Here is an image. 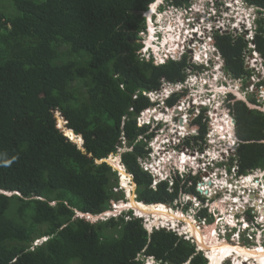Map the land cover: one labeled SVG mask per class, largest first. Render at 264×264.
Segmentation results:
<instances>
[{
	"label": "trees",
	"instance_id": "obj_1",
	"mask_svg": "<svg viewBox=\"0 0 264 264\" xmlns=\"http://www.w3.org/2000/svg\"><path fill=\"white\" fill-rule=\"evenodd\" d=\"M151 1L0 0V190L11 192H0V264H142L140 252L159 264H206L194 245L163 229L148 234L138 218L91 221L74 215L76 209L95 214L125 203L112 190L117 185L112 167L95 162L113 151L121 133L132 143L121 159L133 175L138 200L172 197L165 183L152 189L150 175L138 166L136 156L145 150L135 139L143 129L129 111L131 105L135 111L148 105L140 93L132 99L135 90L155 88L161 77L183 79L188 64L185 56L158 66L138 59L141 13ZM246 2L264 13V0ZM261 22L252 42L264 58ZM213 36L226 73L246 78L245 38L230 32ZM57 42L68 59L53 56ZM230 98L238 173L264 169V113ZM248 100L256 104L254 97ZM58 113L83 135L86 152L60 133ZM190 190L195 193L193 186ZM41 237L46 240L29 249Z\"/></svg>",
	"mask_w": 264,
	"mask_h": 264
},
{
	"label": "clouds",
	"instance_id": "obj_2",
	"mask_svg": "<svg viewBox=\"0 0 264 264\" xmlns=\"http://www.w3.org/2000/svg\"><path fill=\"white\" fill-rule=\"evenodd\" d=\"M179 1H181L180 4H176L174 0H152L148 3L146 10L141 13L144 19V27L137 32L138 59L140 61L148 62L158 66L163 65L170 60L181 61L185 56L188 64L186 67H184L185 76L183 79H176L171 81L164 77H161L159 79V85L157 87L149 90L137 89L132 93L133 100H135L140 93L148 101V105L141 109L135 111V108H133L132 105L129 109V111L134 112L132 120H134L135 125L139 127V129H143V131L138 133V136L136 137L135 141L142 140L144 142L145 154L143 156H136V162L142 171L147 172L150 175V185L158 186L159 183H165L167 188V186L174 187V185L181 181L182 186L187 185V182L190 180L193 182L194 178L196 179L200 173H203L200 163L206 161V157H208L213 161L212 166H209V168H216L215 170L220 172L216 174L217 180L224 179V184L226 186H223V188L224 190H227L228 188H230L229 186H232L230 185V173L234 174L233 177L235 180H237L238 178L240 179V177H249V175L252 174H256L257 176H259L263 169L255 168L251 171L246 172L247 175L245 173H238L237 161L234 159L236 155L238 139L235 134V120L229 110L227 103L231 99L230 97L232 96L234 99L236 93H239V91L233 85L225 83L224 81L219 82L221 74L219 73V71H217V68L222 67L224 69V60L220 51L216 47L213 36L214 33L218 31L221 32L219 29L215 28V23L216 20H223L225 25L222 30L234 28L236 26V24L234 23L236 21L235 16L237 14V11H241V19L238 18L237 22L245 25V30L248 29L249 32V36L237 33L242 35L248 42L247 50L244 53V65L246 69H252L256 68V63L260 64L262 74L258 77L259 80L255 82V85L257 88L259 86L264 88V84L262 83L264 81V58L257 51L254 50L255 45L252 42V37L254 36L257 28L260 25L258 22H261V19H263V22H261V24L264 26V13L257 6L247 3L246 0H237L236 2L235 0H233L230 3L225 0L226 2L224 5L223 0ZM155 3V8L152 9L151 5ZM219 3L221 7H219ZM231 7L232 12H235V15H231L230 17L229 13ZM161 14H163V17L160 23L157 21V15ZM191 18L192 20H188ZM196 23L203 25L205 29H207L204 32L203 40L207 43V46H209L208 51L204 50L205 52L199 53L197 50L199 40H197L193 36V33H195L196 35V32L191 31V29L189 28L195 25ZM207 23H211V28L206 27ZM166 27H173L174 29H177L174 30V35H177L176 43L172 47L169 46L168 40H164L166 35L164 29ZM169 32L172 31L170 30ZM208 62L212 64V66H209ZM246 66H248L249 68ZM215 69L217 79L214 81H209L208 77L210 73H212V71ZM249 75L246 78L243 77L240 81V84H244L243 90L245 89V85L248 84V82L252 81L249 80ZM194 80H196L197 83H194ZM211 83H213V86L211 85ZM214 83L216 84L214 85ZM219 83H221V86L226 87L224 93L217 90ZM205 88L209 90V92L207 93L204 92L206 94L205 96H209L212 92H214L215 98L210 97V102H208L206 106H200V103H197L195 102L196 100L192 99L193 96L190 95V92L191 89H196L199 92L197 93L198 95L201 93L203 94L202 91ZM187 90L188 93L185 95ZM187 95L190 96L188 100L189 103L184 105L185 108H182L180 101L184 96ZM251 95H253V97L255 98L256 104H252L248 100ZM173 97H175L176 99L172 104H170L169 100ZM239 99L244 100L248 106L255 107L264 113L263 98L261 100H257L255 94L252 93L245 94L242 96V98ZM177 107H181V111H179ZM223 108L224 111H221V109ZM170 110H177V112L171 116V120L168 117L160 115L161 112H165L164 115L167 116ZM212 112L214 113V115H216V113L220 114V116H218V119H216L217 116H212ZM58 120L65 123V126L68 129H72V132L75 134V136H79L80 140L78 141L72 139L71 136L68 135L60 126ZM217 120L221 122L220 126L225 123L226 124L225 127L221 126V131L224 130L223 134H217L214 138L218 139V137L222 135L221 137L228 138V148L232 146H234L235 148V150L231 151L228 155L225 154L229 157V160H226L223 157L219 159L220 156H211L214 150L210 151V153L202 149V147L204 148L202 144L203 142L211 145L213 139L212 137H210L212 129L209 128L210 135H207L208 125L209 127H211V123L214 125ZM183 121L186 122L184 126L181 125ZM55 123L60 133H62L68 141L76 145V147L81 151L86 152L84 147L83 135L80 132L74 131L72 127L68 126V120L63 114L58 113L56 115ZM177 123H180V125L176 126ZM202 125H205V127L203 128V137L198 138V136L201 134ZM122 126L123 122L121 124V127ZM197 140L198 142L196 146L195 143ZM118 148L120 150H118ZM131 149L132 143H127L126 138L121 133L118 138L115 149L109 152L106 157L95 159L96 163L105 162L112 167V170L116 173L117 180V185L113 188L118 187V189L121 190L122 200L125 202L127 201L126 190L123 187L124 185H121L118 168L108 161V157L110 154H118L119 163L122 166V170H124L126 175L128 176L129 183L132 182V192L135 197L136 183L134 181L132 173L127 171L121 159L123 152L130 151ZM182 156H184V158L189 157L188 161H186V159L184 158L180 159V157ZM192 157L194 158L192 159ZM231 158H233L232 161H230ZM180 161H183V163H181ZM227 162L233 163V168L235 169V172L230 168H224L220 166ZM250 182L252 183V180H250ZM255 182H257V185H264V181H262L263 183L260 184L256 179L255 181H253V183ZM123 189L125 192V196L123 195ZM220 190L217 189L216 194ZM0 192L5 193L7 195L11 194L10 191L0 190ZM191 195L192 196L186 197L189 199V202L186 201L183 203V205L188 204L187 208L190 205L191 208H193V205L191 204L192 198H194L195 201L198 202V204L205 200V198L199 193H192ZM245 195H242V200L244 202L240 205L239 209L236 208L234 209V211L228 210L226 213H224L225 215H229V220H226L225 217H220L219 215H222L221 212L217 216L215 225L218 224L216 232L219 240H224L221 239L224 237L220 235H232V233L238 234L239 236H244L248 232L249 234L255 235L262 234V232L259 231L258 228L264 227V215H251L248 211H246V205H248V202L244 198ZM152 203L146 204L149 205ZM115 206L95 214L83 212L76 209L74 210V215L78 217H84L91 221L105 220L111 216L117 217L120 215H122L124 219H130L131 217L138 218L140 219L143 228L148 234L153 232L154 230L159 229H163L167 232L173 233L180 239L194 245L196 251L195 254L200 253L205 259L206 263L209 262V257L207 256L206 251L200 248L195 237L188 233L186 229L187 224H184L182 216H180L182 219L176 220L178 222L175 221L176 223L174 222V225L172 224L173 222L162 224L161 220L160 222L157 221L154 223L153 219L147 220L144 216L136 214L134 209L131 207L120 209L118 212ZM195 208V215L201 210H207V206H200ZM182 211V215L185 216L186 211ZM217 211V209H214L211 214H216ZM113 212H117V214L113 215ZM190 216L191 215L188 213L187 217L189 218ZM209 216L210 215L208 214V217ZM222 220H224V222H222ZM246 220L251 223V227L247 226ZM197 228H200V226H197ZM248 228L250 229L247 230ZM185 233L187 236H189V238H192V241H189L188 239L184 238ZM39 240H46V237L35 239L34 241H36V243H34L33 241L30 246L34 247L35 245L40 244L41 241L38 242ZM238 258L239 261L242 260V258ZM138 259L142 261V264H159V261L153 255L146 254L144 252H140L138 254ZM190 259L191 257L189 258V260ZM234 259L238 260L237 258ZM248 261L249 260H246V262Z\"/></svg>",
	"mask_w": 264,
	"mask_h": 264
},
{
	"label": "bare ground",
	"instance_id": "obj_3",
	"mask_svg": "<svg viewBox=\"0 0 264 264\" xmlns=\"http://www.w3.org/2000/svg\"><path fill=\"white\" fill-rule=\"evenodd\" d=\"M155 5H156V3L152 4L151 8L154 9ZM162 17H163V14L157 15V21L158 22L160 21V23H161ZM170 30L172 32H169ZM174 30H177V29H174L173 27H166L164 29V31L166 33L165 36H171V40L168 41L170 47L175 45L176 39H177V35H174ZM193 36L196 37V35H194V33H193ZM196 39L199 40V44L197 45L198 46L197 50L199 53L205 52L204 50H206V51L209 50V48H208L209 46H207V43L203 40V37L199 38V35H198V37ZM209 77H211V76H209ZM216 79H217V74L215 72V74L211 77V79L209 78V81H214ZM194 83H197L196 80H194ZM211 85L213 86V83H211ZM177 108L179 109V111H181V107H177ZM172 111L174 113L171 114L169 112V114L167 116L164 115L165 112H161L160 115H162L164 117H168L171 120L172 119L171 116L174 115L177 112V110H172ZM180 114H181V112H180ZM216 115H218V114H216ZM213 117H215V116H213ZM216 119H218V117ZM185 123L186 122L183 121V123L181 125L184 126ZM218 123H219V126H217V127L214 126V128H213L214 131L217 128L220 129L221 126L225 127V124H226L225 123V124L220 126L221 122L218 121ZM179 125H180V123L176 124V126H179ZM212 142H213V140H212ZM156 148H157V146H156ZM212 154L215 157L223 156V158H225L226 160H229V157L226 156L223 151L219 153L218 151L214 150ZM226 154L228 155V153H226ZM181 158H184V156L180 157V159ZM184 159H186V161H188L187 159H189V157H186ZM108 161L118 168L121 185H124L123 187L125 188L126 195H127V201L123 204V206L121 208H118L116 210L131 207L134 209L136 214L144 216L147 220L153 219L154 223L157 221L160 222V220H161L162 224L172 223V222L174 223L176 220L182 219L180 217V216H182L181 214L176 215L173 212V210L171 209V207H169L168 205H165L161 202L158 203L159 205L156 203H152V204L147 205L143 201H139L136 198L134 199V195L132 192L133 186L130 185L129 178L126 175L125 171L122 170V166L119 163L118 154H110L108 157ZM180 162L183 163V161H180ZM205 181L206 182L204 184H206V185H203V187H202L203 189L204 188L207 189L211 186V185H207V184H212V182H210L209 179H206ZM213 183H215V185H213V186L219 190L223 189V186H226L224 184V179H219L217 181L214 180ZM249 184H250V181H249V183L246 181V183L244 185H249ZM252 186H254V185H252ZM229 187L232 189V191H230V189H229V191H230L229 194L220 198V200L218 199L219 201L217 202V207L221 206L220 207L221 209H223L222 207H225L223 204H225V203L227 204V202H230L235 207H238L239 203H240L239 204V206H240L244 202L242 200L243 192L240 190H237L238 192L234 191L233 189H236L234 186H229ZM239 188H242V187H239ZM257 196H258V194H257ZM210 197H212L211 194H210ZM246 197H247V199H250V200L253 199L254 200L253 203L255 205H256V203H258V200H255L254 195L252 193L246 194L244 196V198H246ZM236 202H238V203L236 204ZM220 203H222V205H220ZM232 207L233 206H231V209H232ZM259 207L264 208V206H262L261 204L259 205ZM227 217H228V219L230 218L229 215H227ZM186 219L187 220L184 221L186 224H188V225H186V227H187L186 229L188 230V232L192 236L195 237V239L198 242L199 247L204 249L206 251L207 256L209 257V260H208L209 262L206 264H221L224 259H227L226 262H228L229 264H264V251H262V249H264V247H258V248H255V250L248 251L244 247H240L239 245L235 246V244H233V245L227 244L226 241H224V240L218 241L216 239V232L214 229L215 227H213V225H211V226L207 225L206 227H203L204 229L202 231H200L199 228H195V225L191 224L189 222V219L187 217H186ZM164 221L166 223H164ZM238 257L242 258L241 261H243V262L239 261ZM234 258H237L238 260H236ZM246 260H249V261L246 262Z\"/></svg>",
	"mask_w": 264,
	"mask_h": 264
},
{
	"label": "rangeland",
	"instance_id": "obj_4",
	"mask_svg": "<svg viewBox=\"0 0 264 264\" xmlns=\"http://www.w3.org/2000/svg\"><path fill=\"white\" fill-rule=\"evenodd\" d=\"M221 1V0H220ZM224 2H223V5L225 4V0H223ZM231 1H233V0H227V2H231ZM237 0H235V2H236ZM219 7H221V5H220V3H219ZM230 9V8H229ZM232 7H231V10H230V13H229V16L231 17V15H235V12H232ZM241 11L239 10V11H237V14H236V21H235V24H236V26L234 27V28H231V29H225V30H222V29H220V31L221 32H219L218 31V33H224V32H230L232 35H236L237 33H241V34H245L246 36H249V32H248V29L247 30H245V25H243L242 23H238L237 22V19L238 18H240L241 19ZM222 15H224V14H222ZM239 16V17H238ZM160 22V21H159ZM238 24H237V23ZM202 33H200L199 34V38H202L203 36L201 35ZM194 35H195V33H194ZM198 37V35H196V37H194V38H197ZM164 40H168V41H170L171 40V36H165V39ZM53 51H54V57L56 56V57H59L60 58V61L61 60H66V59H68L69 57H68V51L66 50V48H65V46L63 45V44H61V43H59V42H57V43H55V44H53ZM63 57V58H62ZM219 60V59H218ZM220 61V60H219ZM191 62V61H190ZM216 62V61H215ZM134 62L132 61V66L134 65L133 64ZM213 63V62H212ZM208 64H209V66H212V64H210L209 62H208ZM215 64V63H214ZM246 67H248V66H246ZM255 67L256 68H252V69H250L249 67V70H250V75H249V80H253V78L256 80L261 74H262V70H261V66H260V64L259 63H256V65H255ZM217 71H219V73L221 74V77H220V79H219V82H225V83H228V84H230V85H233V86H235L237 89H238V91H239V93H236V96H235V98L234 99H239V98H242V96L243 95H245L246 94V92L243 90V86H244V84L242 83V84H240V81H241V79L242 78H234V77H230V75L229 74H227L226 73V71L221 67V68H217ZM215 72H216V69L215 70H213L212 71V73H210V75L209 76H213L214 74H215ZM211 77H209L210 79H211ZM253 77V78H252ZM73 82H75V86L77 87V85H76V79H74V81ZM214 84H216V83H214ZM221 85V83H219L218 84V86H220ZM70 86V85H69ZM189 90V89H188ZM188 90L186 91V93H185V95L188 93ZM215 90V89H214ZM203 92V91H202ZM77 94H78V97L81 99V97H80V95L79 94H82L81 92H76ZM75 93V94H76ZM72 94V93H71ZM70 94V96H69V98L72 96ZM199 95H201V96H205L206 94L203 92V94L201 93V94H199ZM187 96H189V95H187ZM195 97H197V93H196V96ZM250 97H253V95H251ZM77 98V97H76ZM78 99V98H77ZM79 100V99H78ZM197 100V99H196ZM221 111H224V108L223 109H221ZM170 113L172 114V113H174L172 110H170ZM217 114V113H216ZM219 115V114H218ZM218 115H214V113H212V116H217L218 117ZM220 116V115H219ZM222 116V115H221ZM211 127H209V125H208V133H207V135H210V130H209V128H211L212 129V132H211V136L210 137H212L213 139L212 140H214L212 143H211V145H209V146H207V148H205L204 147V151H208V152H210V151H213V150H215V149H218V150H225V147H228L229 146V143L227 142V139L228 138H225V137H221V136H219L218 137V139L217 138H214V137H216V135L217 134H223V132H224V130L223 131H221L222 130V127L220 128V129H216L215 131H214V126H219V123H218V120H217V122L213 125L212 123H211V125H210ZM218 130V131H217ZM116 144H117V142H116ZM116 144H115V146L114 147H116ZM115 149V148H114ZM113 149V150H114ZM118 150H120L119 148H118ZM215 151H217V150H215ZM216 153V152H215ZM211 156H213V157H215L213 154H211ZM219 159H221V157L219 158ZM188 160V159H187ZM224 161H226V160H224ZM112 164V163H111ZM218 173H220L219 171L217 172V174ZM196 175H198V174H196ZM251 179H247V180H245V182H244V184L246 183V181L249 183V181H250ZM191 183H192V181L190 180V181H188L187 182V185H191ZM243 184V185H244ZM130 185L131 186H133L132 185V182H130ZM177 185L178 186H181L182 185V181L181 182H179V183H177ZM243 185H239V184H237V182H236V185H234V187L236 188V189H233L234 191H237V190H240V191H242L241 189H243V190H245L244 188H243ZM152 189H156V187H157V185H149ZM242 187V188H239V187ZM120 188V187H119ZM249 188V187H248ZM165 189L167 190V192H169L171 195H172V197H165L163 200L162 199H160L159 201H157L158 203L159 202H161V203H163V204H167V205H170V207H171V209L173 210V212L176 214V215H182V210H185L186 211V213H185V216L187 217V214L189 213L191 216H193L194 215V212H196V208L195 207H200V206H207V212L208 213H210L211 214V212H213L214 211V208H215V205L214 204H216L215 202H213V203H210V199H209V197L207 196V195H203L204 196V198H205V196H206V198H205V200L204 201H202V202H200L199 204H198V202H196L195 201V199L194 198H192V203H191V201H190V203L193 205V208H191V205L187 208V205L188 204H186V205H183V203L184 202H186V201H188L189 202V199H187L186 197H187V195H185L184 193L183 194H180L179 192H176L175 191V189H173V187H169L168 189H169V191H168V189L165 187ZM255 189V188H254ZM113 191L115 192V193H117V194H119V195H122V192H121V190L120 189H118V187H116V188H113ZM230 191H232L231 189H230ZM238 192V191H237ZM179 194L178 196H177V198H176V194ZM256 193H258L259 195H260V197H261V191L260 192H256ZM132 194V193H131ZM130 194V195H131ZM123 195L125 196V192H124V189H123ZM212 196H213V194H211ZM217 195H218V198H219V200H220V198H222V197H224V195H225V190H224V188L223 189H221L220 191H218L217 192ZM254 195V198H256L257 197V195L256 194H253ZM190 196H192V195H190ZM226 196V195H225ZM260 197H258V198H260ZM138 199L139 197H138V195H137V193L135 192V197H134V199ZM187 200H186V199ZM245 199H247V197L245 198ZM219 200H217V202L219 201ZM178 201V202H177ZM252 201H254L253 199H252ZM158 203H156V204H158ZM238 202H236V204H237ZM117 204V203H116ZM240 204V203H239ZM239 204H238V206H239ZM257 204V203H256ZM159 205V204H158ZM183 205V206H182ZM196 205H198V206H196ZM220 205H222V203H220ZM225 207H222L223 209H221L220 207L221 206H218V207H216V209L219 211V212H221L222 214H224L225 212H227L228 210H232V211H234V209H236L237 207H235L234 205H232L230 202H228L227 204L225 203V204H223ZM231 206H233L232 207V209H230L231 208ZM260 209H263V208H261V207H259ZM176 210V211H175ZM188 211V212H187ZM118 212H119V210H118ZM115 214H117V212H113V215H115ZM212 217V216H211ZM224 217H225V219H226V217H227V215H225L224 214ZM191 218V217H190ZM176 222H178V221H176ZM175 222V223H176ZM222 222H224V220H222ZM164 223H166L165 221H164ZM218 223H220V222H218ZM173 225H174V223H172ZM185 224V223H184ZM196 225H199L198 224V222L196 223ZM211 225H213V227H216V226H218V224L215 226V222L214 223H212V224H210V225H208V226H211ZM207 226V224L206 225H204V226H200V228H199V230L200 231H202L204 228L203 227H206ZM195 228H197V227H195ZM215 229V228H214ZM188 231V230H187ZM189 233V232H188ZM257 235V234H256ZM38 242H40V240L38 241ZM34 243H36V241H34ZM247 247V246H246ZM254 248H258V247H261V246H259V244H257V245H254L253 246ZM253 247H248V248H253ZM34 247L32 246H30L29 245V249H33ZM244 248H245V246H244ZM246 249V248H245ZM195 257V261L196 262H200V257L197 255V256H194ZM193 257V258H194ZM227 261V259H224L223 261H222V263L221 264H228V262H226Z\"/></svg>",
	"mask_w": 264,
	"mask_h": 264
},
{
	"label": "flooded vegetation",
	"instance_id": "obj_5",
	"mask_svg": "<svg viewBox=\"0 0 264 264\" xmlns=\"http://www.w3.org/2000/svg\"><path fill=\"white\" fill-rule=\"evenodd\" d=\"M197 142H198V140L195 143L196 146H197ZM202 144H203V146L205 148H207V146H209V144H206L205 142H203ZM202 149L204 150L203 147H202ZM216 150L219 151V152H222V150H218V149H216ZM220 166L224 167V168H230V169L233 170V163H230V162L224 163L223 165H220ZM214 169H216V168L211 167V168H208V171H212ZM248 175H249V173H248ZM233 176H234V174L230 173V176H229L231 178L230 185H232V186L236 185V182L239 185H243L245 180H247V179H251L252 180V183L250 182L249 185H243V187L245 189V190L242 189L243 194L252 193V194H256L257 195L258 193H256V192H260L261 191V193H262L261 197L258 194V196L255 198V200H258V203L256 205L250 199H247V200L245 199V200L248 202V205H246V211H248L251 215H257V216L262 215L263 216L264 215V208L260 209L259 205L261 204L262 206H264V185H256L257 182L253 183V181H255L257 179V181L260 184L263 183L262 181H264V169L260 173L259 176H257L256 174H252V175H249V177H246L245 179H239L238 178L237 180H235ZM202 182H203V173H200L198 175V177L196 179H194L193 182L191 183V184H194V185H184V186H182V185L181 186L174 185L173 189H175V191L179 192L180 194L184 193L185 195L190 196L193 193V192H191L190 187L193 186V188L195 190V193H199L201 196L207 195L209 197V199H210V203H213L216 200L215 201L216 204H214L215 205L214 209H216V207H217V199H218V195L216 194L217 188H215L213 185H211L209 187V189H205V188L203 189L202 185H196V184L202 183ZM252 185H254V186H252ZM168 188L169 187L167 186V189ZM254 188H256V189L254 190ZM229 189L230 188L227 189L228 191L225 190V195L230 193ZM168 191H169V189H168ZM210 194H213V196L210 197ZM178 195L179 194L177 193L176 194V198H177ZM258 197H260V198H258ZM205 198H206V196H205ZM168 206L170 207V205H168ZM237 208L239 209L240 206H238ZM201 211L199 213H197L196 215L194 214L193 216H190L191 218L187 217L189 219V222L191 224H194L195 227L204 226L206 224L210 225V224L216 222L217 216L220 214V212H219L220 210L217 211L216 214H214V213L210 214V213L207 212V210H205L206 211V213H205L206 215H200ZM208 214L210 215L209 217H208ZM182 216H183L182 217L183 218V222L186 221L187 220L186 217L184 215H182ZM219 216L220 217H224L223 214L219 215ZM226 220H229L228 217H226ZM197 222H198L199 225H196ZM246 223H247V226H250V227L252 226L251 223L248 220H246ZM216 228H217V226L215 227V232H216ZM249 229L250 228H248L247 230H249ZM258 230L261 231L262 234L255 235V234H249V232H248L244 236H239L238 234H233V233H232V235H220V236L224 237V238H221V239H224L227 244H232V245L235 244V246L239 245L240 247H244L245 246L246 250L251 251V250H255V248L253 246L257 245V244H259V246H263L264 247V227H260V228H258ZM216 239L218 241H221V240L218 239L217 232H216ZM248 247H253V248H248Z\"/></svg>",
	"mask_w": 264,
	"mask_h": 264
},
{
	"label": "built area",
	"instance_id": "obj_6",
	"mask_svg": "<svg viewBox=\"0 0 264 264\" xmlns=\"http://www.w3.org/2000/svg\"><path fill=\"white\" fill-rule=\"evenodd\" d=\"M188 20H192V18L188 19ZM201 21H202V19H201ZM224 25H225V23L223 22V20H216L215 28L220 30V29H222L224 27ZM206 27L207 28H211V23H207ZM189 28L191 29V31L196 32V35H199L200 33H203L202 36L204 35L205 30H207V29H205V27L203 25H201L199 23H196L195 25H193L192 27H189ZM257 80H259V78H257L256 80L253 78V80L251 82H248V84L245 85L244 91L246 92V94H252V93L255 94L256 99L257 100H261L262 98L264 99V88L261 87V86H259L258 88L256 87L255 82ZM225 88L226 87L220 85V86L217 87V90L222 92V93H224L225 92ZM222 89H224V90H222ZM203 92L207 93V92H209V90H207L205 88V89H203ZM196 93H199V92L196 89H191L190 95L193 96L192 99H194V100L197 99L196 102L200 103L201 104L200 106H206V104L208 102H210V97L211 98H215L214 92H212L211 95L205 96V97H201L198 94H197V97H195ZM189 98H190V96H184L181 99L180 104L182 105V108H185L184 105L189 103V101H188ZM263 106H264V102H263ZM184 116H186V115H184ZM234 150H235V148H234V146H232L230 148L225 147V150H222V151L225 154L226 153L229 154L231 151H234ZM220 157H223V156H220ZM193 158L194 157H192V159ZM206 158H207L206 161H203V162L200 163L201 169L203 170V180L204 181L202 183H199L198 185H202V187H203V185H206V184H204L206 182L205 181L206 179H209V181L212 182V184H207V185H215V183H213V181L214 180L217 181V175L216 174H217L218 171H216L215 169L212 170V171H208V168H209V166H212L213 161L211 159H209L208 157H206ZM233 171L235 172L234 168H233ZM224 176H226V175H224ZM245 178L246 177H244V178L240 177V179H245ZM207 189H209V188H207ZM184 238L188 239L189 241H192V238L191 237L189 238V236H187L186 233L184 234Z\"/></svg>",
	"mask_w": 264,
	"mask_h": 264
},
{
	"label": "snow or ice",
	"instance_id": "obj_7",
	"mask_svg": "<svg viewBox=\"0 0 264 264\" xmlns=\"http://www.w3.org/2000/svg\"><path fill=\"white\" fill-rule=\"evenodd\" d=\"M262 251H264V249H262Z\"/></svg>",
	"mask_w": 264,
	"mask_h": 264
},
{
	"label": "water",
	"instance_id": "obj_8",
	"mask_svg": "<svg viewBox=\"0 0 264 264\" xmlns=\"http://www.w3.org/2000/svg\"><path fill=\"white\" fill-rule=\"evenodd\" d=\"M143 201V200H142ZM144 202V201H143Z\"/></svg>",
	"mask_w": 264,
	"mask_h": 264
}]
</instances>
